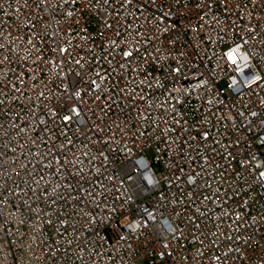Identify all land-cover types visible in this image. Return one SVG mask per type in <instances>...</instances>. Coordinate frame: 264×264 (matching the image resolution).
I'll list each match as a JSON object with an SVG mask.
<instances>
[{
	"label": "built area",
	"instance_id": "obj_1",
	"mask_svg": "<svg viewBox=\"0 0 264 264\" xmlns=\"http://www.w3.org/2000/svg\"><path fill=\"white\" fill-rule=\"evenodd\" d=\"M0 264H264V0H0Z\"/></svg>",
	"mask_w": 264,
	"mask_h": 264
}]
</instances>
